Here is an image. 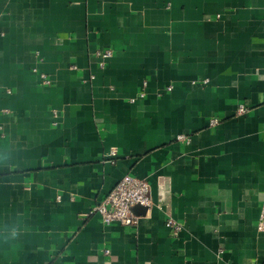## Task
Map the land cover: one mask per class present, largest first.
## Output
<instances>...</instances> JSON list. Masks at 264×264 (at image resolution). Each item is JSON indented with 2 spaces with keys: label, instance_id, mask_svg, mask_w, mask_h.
<instances>
[{
  "label": "crops",
  "instance_id": "0c3cea01",
  "mask_svg": "<svg viewBox=\"0 0 264 264\" xmlns=\"http://www.w3.org/2000/svg\"><path fill=\"white\" fill-rule=\"evenodd\" d=\"M263 212L264 0H0V264H264Z\"/></svg>",
  "mask_w": 264,
  "mask_h": 264
},
{
  "label": "built area",
  "instance_id": "2783aa9c",
  "mask_svg": "<svg viewBox=\"0 0 264 264\" xmlns=\"http://www.w3.org/2000/svg\"><path fill=\"white\" fill-rule=\"evenodd\" d=\"M112 52L110 50H104L100 53L101 60L100 67L105 66V61L111 58ZM49 80L44 79L43 84L48 85ZM146 83H144L145 85ZM170 90V87L168 88ZM143 97V93L140 94ZM247 112L245 105H238L236 109L237 115H242ZM210 126H215L217 120L211 119ZM178 140H183V135L177 136ZM107 161H112L116 156V149L110 148L104 155ZM150 187L149 184L143 180L130 175H124L106 194L104 199L95 205L88 215L98 214L104 225H111L113 223L120 224L122 226H135L138 222V217L133 212V209L137 206L149 207L151 204L149 197ZM166 226L171 228L172 232L176 233L180 230V225L172 219H168ZM258 229L264 230V212L260 216L258 223ZM105 255H109V251H104Z\"/></svg>",
  "mask_w": 264,
  "mask_h": 264
},
{
  "label": "water",
  "instance_id": "95a60500",
  "mask_svg": "<svg viewBox=\"0 0 264 264\" xmlns=\"http://www.w3.org/2000/svg\"><path fill=\"white\" fill-rule=\"evenodd\" d=\"M138 208H141V207H140V206L135 207V208L133 209V212H134L136 209H138ZM143 208H145V207H143Z\"/></svg>",
  "mask_w": 264,
  "mask_h": 264
}]
</instances>
